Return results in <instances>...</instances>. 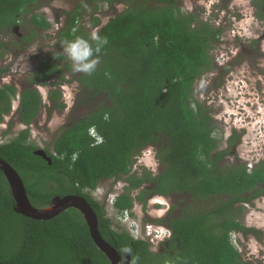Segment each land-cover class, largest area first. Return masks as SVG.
Listing matches in <instances>:
<instances>
[{"label":"trees","instance_id":"obj_1","mask_svg":"<svg viewBox=\"0 0 264 264\" xmlns=\"http://www.w3.org/2000/svg\"><path fill=\"white\" fill-rule=\"evenodd\" d=\"M42 1L0 0V34H18L17 28L26 24L30 33L20 42L29 46L37 30H51L53 25L37 13L50 3ZM86 1L98 11L97 4L115 0ZM176 1L129 0L132 5L97 32L107 37L108 43L97 54L100 63L92 75L74 72L63 53L66 41L80 37L95 47L89 29L81 22L77 26L83 18L80 7L67 14L69 20L55 32L56 51L47 53L28 81L50 85L48 99L57 110L67 106L60 87L77 82V102L88 112L63 128L47 150L52 158L49 164L34 155L37 148L30 141V126L41 113L42 96L33 87L25 88L17 114L27 128L0 145V157L20 174L35 207L51 202L55 195L95 190L105 180L128 184L126 193L114 203L118 213L131 210L135 202L146 207L151 196L188 193L201 202L220 197L211 211L178 219L169 214L156 221L167 225L173 235L155 252L149 241L134 240L125 229L116 230L99 204L82 194L98 216L103 238L120 254L130 250L131 264H244L231 235L261 232L244 227L238 220L242 209L233 207L262 195L264 190L258 186L264 185V161L253 168L239 162L225 165L241 135L233 131L228 147L218 150L215 122L209 109L195 98L197 81L214 70L211 52L222 30L202 22L193 28L196 16L182 12ZM254 4L264 15V0ZM99 25L95 18L92 26ZM4 49L8 48L0 43V58ZM17 96L16 86H0V124L11 113ZM91 129L101 137V143L91 137ZM150 146L161 164L159 174H132L135 157ZM144 185L148 187L133 198ZM249 194L253 195L247 197ZM14 206L0 170L2 264H110L77 210L64 211L50 220H32L15 213Z\"/></svg>","mask_w":264,"mask_h":264},{"label":"rangeland","instance_id":"obj_2","mask_svg":"<svg viewBox=\"0 0 264 264\" xmlns=\"http://www.w3.org/2000/svg\"><path fill=\"white\" fill-rule=\"evenodd\" d=\"M46 0H43L44 2ZM57 1H62L64 7L69 12L72 11L74 5L73 0H53L50 6L58 4ZM178 7L181 11L191 12L199 7L200 13L204 18L211 23H216V27L222 30L219 37V43L214 46L211 52L214 63V70L205 74L199 79L195 86V98L209 109L216 130L214 137L219 141V149L225 150L228 146L226 139L231 133L237 131L241 134V141L236 146L235 152L226 157L225 165L246 164L247 167L253 168L258 162L264 161V59L260 64L251 65V57L255 54L249 53L251 49L246 48L243 52L239 45L244 44L248 47L251 40L264 37L263 23L258 22L254 18V7L252 0H236L234 1V9L239 10L240 21L238 30L232 31L231 17L226 16L225 10L219 13V18L210 16L214 7L217 8L219 0H177ZM215 3L216 5L212 6ZM157 5V4H156ZM129 7L128 4L119 6L118 10L110 9L108 5L101 6L103 18L108 20L115 15L123 12ZM213 8V9H212ZM230 8H233L230 6ZM43 8L39 11L40 14L52 23V29L46 32L37 31V35L29 46L22 45L19 37L28 35L30 26L24 25L18 34H0V43H4L8 49H4V56L0 58V69L9 66V71L0 77V86L13 85L17 87L18 97L21 91L27 87L37 89L42 96V111L36 118L35 122L30 126L31 141L37 149H52L54 141L61 134L63 128L70 123H73L87 114L88 110L85 106L79 104V84L77 82L64 83L60 90L62 91V101L67 105L64 110L53 108V104L48 99L50 85L38 86L31 85L29 79L31 73L38 69L40 61L46 57L50 51H56L54 45V36L56 30L62 26L57 25L55 18L52 16L49 9ZM47 11L45 15L42 11ZM103 10V11H102ZM216 10V9H214ZM54 13L58 10L54 8ZM38 13V12H37ZM242 13V14H241ZM83 20H79L86 27L90 26L87 22L90 17H94V10L84 12ZM88 18V19H87ZM87 22V23H86ZM79 26V25H78ZM27 27V29H26ZM227 27V28H226ZM58 28V29H57ZM93 33L97 34V32ZM92 33V35H93ZM261 37V38H262ZM261 43V52H264V39ZM254 51V50H253ZM241 52V53H240ZM240 53V59L234 60V57ZM264 56V54L262 55ZM256 69V70H255ZM68 80L72 77L68 76ZM57 81V80H55ZM18 98L14 105L17 108ZM12 109L10 115L5 116L4 121L0 124V136H2L1 144L7 143L18 135L23 130V125L18 120L17 112ZM233 152V151H232ZM132 172L141 176L144 172L159 174L161 164L156 157V150L150 146L139 156H136L132 166ZM98 197L100 199L107 191L115 190L118 195L124 192L128 184L126 181H105L100 183ZM95 193V192H94ZM137 193V190H136ZM219 200V197L206 200L205 202L194 201L189 194H180L175 196H156L147 203L146 207L137 205L134 209L138 213V226H144L147 222L156 223V221L164 220L168 215V208L174 211V217H188L197 213H203L213 210ZM242 213L240 219L249 227H254L262 233V240H255L252 237L244 240L240 234H232V243L243 255L247 264H264V197L257 199L253 204L246 207H241ZM108 214L113 222L116 230L127 231L130 226L125 223V219L130 217V214H135L133 210L125 217L118 218V212L108 207ZM140 214V215H139ZM117 215V216H116ZM121 220V221H120ZM136 222V221H135ZM240 238V239H239ZM160 244H153V251L157 252Z\"/></svg>","mask_w":264,"mask_h":264},{"label":"flooded vegetation","instance_id":"obj_3","mask_svg":"<svg viewBox=\"0 0 264 264\" xmlns=\"http://www.w3.org/2000/svg\"><path fill=\"white\" fill-rule=\"evenodd\" d=\"M234 1H236V0H219V2H217L218 3V6H216L217 8H215L214 7V9H216V10H214L213 8V11H211V13H210V16H212L213 15V17L214 18H219L220 19V17H219V13L220 12H223L224 10H225V12H226V16H225V18H224V20L225 19H227V16H230L231 17V23L229 24V25H231L232 27H233V29H232V31H235V30H238V28H239V21H240V13H239V10L237 9V11L234 9V6H236L235 4H234ZM254 1H256V0H252V4H253V7H254V18L255 19H257L258 20V22L260 21L261 23H263V31H264V15L263 14H259L260 12H259V10H258V8L256 7V5L254 4ZM140 2V1H139ZM138 2V3H139ZM123 4H128V6L130 7L132 4H130L129 3V0H115V1H113V2H111V3H108V5H110V9H113V10H118V8H119V6H121V5H123ZM49 5V4H48ZM47 5V6H48ZM214 5H216L215 3H213L212 4V6H214ZM111 6H113V8L111 7ZM177 6H178V3H177ZM230 6H232L233 8H230ZM129 7H127L126 9H128ZM181 9V8H180ZM76 11V10H75ZM75 11L72 9V11L70 12V14L72 15L73 13H75ZM124 12V11H123ZM123 12H121V13H123ZM203 12L204 13H202V14H206L205 12V9H203ZM94 13H99L100 14V18H102L101 16L103 15V13H105V12H103V13H100L99 11H94ZM121 13H119V14H121ZM40 14V13H39ZM102 14V15H101ZM119 14H117V15H119ZM186 14L187 15H190V14H193V15H195L196 16V22H194L193 24H192V27L193 28H195V27H198L199 25H200V23L202 22V23H209L210 25H212V26H214L216 29H218V30H221L220 28H219V26L218 27H216V23H211V22H209L208 21V19H206V18H204L203 17V15L200 13V11H199V7L198 8H196L195 10L193 9L191 12H186ZM242 14V13H241ZM117 15H115L114 17H116ZM104 16V15H103ZM113 17V18H114ZM100 18H98L99 20H100ZM112 18H110V20H111ZM66 20H69L68 19V17L66 18ZM109 20V21H110ZM90 23V26L89 27H87L88 29H89V31L91 32V33H93V30L96 28V27H93L92 26V23L91 22H89ZM78 24H80V22L79 21H77V26H78ZM100 26V25H99ZM98 26V27H99ZM104 27V26H103ZM23 28V27H22ZM22 28H20V29H22ZM227 28V27H226ZM18 30H16V32L18 33L19 31H20V29H19V27L17 28ZM26 29H27V27H26ZM262 37V36H261ZM259 38V39H255V40H251L250 42H249V45H248V47H246V46H244V44H241V45H239V48L243 51V52H246V48H248V49H251L252 51H250L249 53H251V54H255V56L254 57H251L250 58V60L252 61V63H251V65L254 67L255 65L254 64H256V62H257V64H260L261 63V60L262 59H264V56H262L263 54H264V52L262 53L261 51V43L263 42V40H261L262 38L264 39V37H262V38ZM20 39H19V41L21 40V38L22 37H19ZM220 41L218 40L215 44H214V46H216L217 45V43H219ZM21 44L22 45H24V43H22L21 42ZM254 50V51H253ZM241 53V52H240ZM240 53H238L237 54V56L236 57H234V60H237L238 61V59H240L241 57H240ZM39 68V67H38ZM7 69V71H5V72H3L4 70H6ZM256 70V69H255ZM8 71H9V66H6V67H3V68H1L0 69V77H1V75H5L6 73H8ZM36 71V70H35ZM33 73V72H32ZM31 73V74H32ZM5 85V84H4ZM2 87V86H1ZM22 92V91H21ZM21 94V93H20ZM20 94H19V97L17 96V98H18V104H17V108H16V106L14 105V102H16V98L13 100V102H12V109L13 108H15L14 110L17 112L18 111V108H19V106H20ZM42 106H43V102L41 103V111H42ZM11 112H12V110H11ZM10 115V114H9ZM18 115V114H17ZM36 120V119H35ZM35 120H34V122H35ZM20 122V121H19ZM21 124V123H20ZM23 128L25 129V128H27L26 126H24L23 125ZM31 129V128H30ZM234 131V130H233ZM31 132V131H30ZM240 134V133H239ZM233 135V132L231 133V135H229L228 136V139H226V143L228 144V141H229V139H230V137ZM241 135V134H240ZM1 140H2V136H0V142H1ZM30 141H31V137H30ZM240 141H241V138H240V140H237V142L238 143H240ZM0 145H2L1 143H0ZM238 145V144H237ZM228 147V146H227ZM235 149H236V146H235V148L233 149V151L235 152ZM43 150H45V152L47 153V155H48V152H47V150L46 149H43ZM233 154V153H232ZM49 156V155H48ZM50 157V156H49ZM52 159V158H51ZM133 169V168H132ZM132 172V171H131ZM132 174H133V172H132ZM153 175H157V174H153ZM105 181H114V180H105ZM105 181H101V182H105ZM119 181H121V180H119ZM101 182H99V184H98V187L95 189V190H88V191H86V190H84L83 192H82V194H86V195H88L94 202H97L98 204H99V207H101L102 208V211H104V213H105V215H104V218L105 219H108V220H110L111 221V219H110V217H109V214H108V212H109V210H108V207H109V209L111 208V205H112V207L114 208V203H115V201H116V199L119 197V196H121V195H123L124 193H126V191H125V189H124V192L122 193V194H120V195H118L116 192H114L115 190H111V191H107L105 194H103V196H101V198L102 199H100L99 197H98V194H100L99 193V188H101V186H100V183ZM115 182V181H114ZM145 187H148V185H144V186H142L139 190H137V193H136V191L132 194V197L133 198H135L136 196H138L140 193H141V191L145 188ZM258 188H261V189H263L264 190V185H259L258 186ZM73 192L74 193H72V194H69V195H80V196H82V197H84L85 199H86V197H85V195H82L81 193H79L78 191H76V190H73ZM95 192V193H94ZM184 194H188V193H184ZM101 195V194H100ZM175 195H180V194H172V195H168V196H175ZM190 195V194H189ZM251 195H253V194H249V195H246L247 197H249V196H251ZM56 196H59V195H55V196H53V198H52V200L54 199V197H56ZM62 197H64V196H62ZM156 197V196H155ZM163 197H167V196H163ZM262 197H264V192L262 193V195H260V196H258V197H256V198H254V199H252L251 200V202H248L246 205H242V204H236L234 207H233V209H236V210H239V209H241V207L243 206V207H246V206H250L251 204H253L257 199H260V198H262ZM152 198H154V197H149L148 198V202H150V200L152 199ZM192 198V197H191ZM220 198V197H219ZM223 198H227V196H223ZM221 199V198H220ZM87 200V199H86ZM88 201V200H87ZM52 203V201L51 202H45V203H42V204H44L43 206H40L39 208H42V207H47V206H49L50 204ZM91 205V204H90ZM139 206V205H141L142 207H143V205H142V203H139V202H135V205H134V207L131 209V210H134L135 208H136V206ZM91 207H92V205H91ZM93 208V207H92ZM71 209H73V208H71ZM71 209H68V210H66V211H70ZM114 211L116 212V214H117V212H118V210H116L115 208H114ZM168 215L166 216V217H168L169 216V214L171 215V218L172 219H178V218H181V217H178V218H176V217H174L173 215V213H174V211L172 210V212H170L171 211V207L170 208H168ZM79 212V211H78ZM137 212V211H136ZM137 215H138V213H136ZM140 215V214H139ZM117 216V215H116ZM139 217V216H138ZM240 217V216H239ZM238 217V220L244 225V227H246V228H253V229H255L254 227H249L247 224H246V222H244V220L243 219H240ZM139 227V226H138ZM140 228V227H139ZM141 228H142V226H141ZM141 228H140V230H141ZM144 228L145 229H148L149 228V226H144ZM142 232L144 231V230H141ZM119 232H122V230H120ZM134 231L132 230V227H130V228H127V233H129V235L131 236L132 235V233H133ZM137 235H139V236H143L142 234H140L139 233V231H138V229H137ZM144 234L145 235H147V232L145 231L144 232ZM236 234H240V236H241V238L242 239H244V240H246V239H248L249 237H252L253 239H255V240H262V233L261 234H256V233H248V234H245L244 232H242V231H238V232H236ZM132 237V236H131ZM133 239H135V236H133L132 237ZM240 239V238H239ZM162 250V247L160 246L159 248H158V251H161ZM157 251V252H158ZM125 252V251H124ZM123 252V253H124ZM122 253V254H123ZM240 255H241V258H242V261H243V263L244 264H247L246 263V261H245V259H244V257H243V255L240 253Z\"/></svg>","mask_w":264,"mask_h":264},{"label":"water","instance_id":"obj_4","mask_svg":"<svg viewBox=\"0 0 264 264\" xmlns=\"http://www.w3.org/2000/svg\"><path fill=\"white\" fill-rule=\"evenodd\" d=\"M34 155L52 164V159L47 155L45 150L36 149ZM0 170L8 182L11 196L15 202V213L32 220H50L64 211L73 208L79 211L84 218L94 244L106 256L110 264H131V255L128 251L120 254L114 246L103 238L99 231L98 216L84 197L80 195L56 196L49 206L42 208L35 207L29 199L24 181L20 174L1 157ZM149 242L152 245L156 243V241L153 240H149ZM0 264H2L1 258Z\"/></svg>","mask_w":264,"mask_h":264},{"label":"clouds","instance_id":"obj_5","mask_svg":"<svg viewBox=\"0 0 264 264\" xmlns=\"http://www.w3.org/2000/svg\"><path fill=\"white\" fill-rule=\"evenodd\" d=\"M92 41L95 42V47H93V44L90 43L89 40L82 37L71 41H66L63 45V53L72 62V68L74 72L92 75L96 71L100 63V58L97 54L100 53L101 48L108 43V39L107 37H100L98 34L93 33ZM91 130V137L95 139L97 144H99L96 137L92 135ZM125 211L130 213L132 210ZM123 212L118 213V218L123 216ZM133 212H135V214H130V217L128 219L126 218L124 222L130 225L128 228L132 227L134 232L131 236H135L134 240H153L158 244H162L172 238L173 234L171 229L164 224L147 222L144 226H149L148 229H145L144 226H142V228L139 226L141 230H144L142 232L137 223L138 215L136 214L135 210H133ZM137 229L143 236L137 235ZM145 231L147 232V235L144 234ZM234 234L236 233H233V235ZM233 235H231V237Z\"/></svg>","mask_w":264,"mask_h":264},{"label":"crops","instance_id":"obj_6","mask_svg":"<svg viewBox=\"0 0 264 264\" xmlns=\"http://www.w3.org/2000/svg\"><path fill=\"white\" fill-rule=\"evenodd\" d=\"M51 1H53V0H50V2ZM58 2V4H55V6H50V4L51 3H49V5L47 6V5H45L44 7L45 8H47V9H49V11H51V13H52V16L55 18V21H56V23H57V25H60V26H62V22L64 21V19H66L68 16H67V14H69L70 12L67 10V8H65L64 7V4H63V2L62 1H57ZM73 2L76 4V5H74V7L72 8L74 11L75 10H77V9H79V7H80V9H79V11H80V13L82 14L83 13V11L84 12H88V11H91V6L89 5V4H87V1L86 0H73ZM108 3L109 2H107V3H99V4H97V6H98V8L100 9L101 8V6H105V9H107V7H108ZM43 7V8H44ZM112 8H113V6H111ZM43 8H41L39 11H41ZM54 8H56L57 10H58V12L57 13H54ZM46 9V10H47ZM42 11V13H44L45 15H48L49 13L47 12V11ZM101 10V9H100ZM39 11H37L38 13H39ZM103 11V10H102ZM76 12V11H75ZM100 13H102L101 11H99ZM83 15V14H82ZM103 17V16H102ZM95 18H100V14L99 13H95L94 14V17L92 18V17H90V19H88V21L87 22H93V20L95 19ZM103 18H105V17H103ZM113 18V17H112ZM83 20V18L81 19V21ZM109 20L110 19H108V20H105L104 21V19L103 20H101V18H100V26L99 27H96L94 30V32H98L103 26H105L108 22H109ZM65 21H67V20H65ZM50 22V21H49ZM86 22V23H87ZM51 23V22H50ZM52 24V23H51ZM83 24H84V21H83ZM85 25V24H84ZM53 28V27H52ZM58 29V28H57ZM37 31H40V30H37ZM57 31V30H56ZM43 32H46V31H43Z\"/></svg>","mask_w":264,"mask_h":264},{"label":"built area","instance_id":"obj_7","mask_svg":"<svg viewBox=\"0 0 264 264\" xmlns=\"http://www.w3.org/2000/svg\"><path fill=\"white\" fill-rule=\"evenodd\" d=\"M91 133H92L93 136L96 137L98 143H101V142H102L101 137L98 136V134H97V132H96L95 130L92 129V130H91ZM249 168H250V167H249ZM127 214H128V212H127V211H124L122 217H125ZM122 217H121V218H122ZM121 218H119V219H121Z\"/></svg>","mask_w":264,"mask_h":264}]
</instances>
